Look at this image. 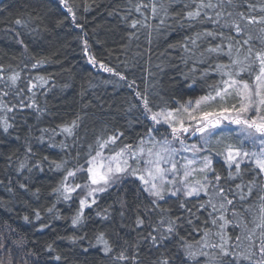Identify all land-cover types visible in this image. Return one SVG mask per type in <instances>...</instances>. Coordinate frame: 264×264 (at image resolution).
<instances>
[{
	"label": "trees",
	"instance_id": "trees-1",
	"mask_svg": "<svg viewBox=\"0 0 264 264\" xmlns=\"http://www.w3.org/2000/svg\"><path fill=\"white\" fill-rule=\"evenodd\" d=\"M239 4L236 11L264 15L259 11L264 0H239ZM248 4L256 8L249 9ZM139 5L146 7L137 11ZM194 7V0H0V102L13 108L11 112L0 109V122L7 118L12 125L5 133L0 123V264H160L163 258L169 264H194L184 259L185 243L200 249L209 229L210 241L219 242L211 222L219 212L202 207L209 199L203 193L198 197L165 195L154 205L139 180L123 179L97 194L96 204L86 207L82 222L73 226L81 189L68 200L55 191L68 171H76V177H68L67 185L86 184L88 174L79 169H87L97 151L115 155L126 144L136 145L156 135L143 97L152 112L175 111L189 101L214 95L215 88L223 86L226 77L215 66L227 64V56L205 51L221 43L220 37L198 38L197 33H234L218 24L200 22L203 16L200 21L185 19L184 14ZM205 11L214 15L212 10ZM260 27L264 25L249 26L254 37ZM251 43L257 50L264 47L259 39ZM14 74L19 76L15 85L10 80ZM218 102L219 98L214 101L216 110ZM73 122L71 135L62 131ZM113 135L119 136L116 142L101 149L99 142ZM251 167L249 162L242 163V179L231 180L225 159L215 158L214 171L207 174L209 179L219 174V186L234 201L226 207L235 208L237 216L231 210L226 213L232 223L224 232L232 238L230 243H236L237 235L241 237L238 252L249 248L245 236L251 230L255 229L257 244L261 232L251 221L259 214L264 176L257 177L251 196L243 201L235 187L243 184L247 192L253 178ZM212 198L218 205L221 198L214 194ZM138 218L142 226L137 225ZM162 218L165 224L153 235L164 233L169 239L154 246L148 234ZM169 218L177 223L172 234L165 232ZM101 233L113 249L110 254L97 242ZM121 251L130 259H115ZM252 251L256 252L253 262L258 261V248ZM199 259L205 264L204 257ZM223 264L235 261L224 257Z\"/></svg>",
	"mask_w": 264,
	"mask_h": 264
},
{
	"label": "snow or ice",
	"instance_id": "snow-or-ice-1",
	"mask_svg": "<svg viewBox=\"0 0 264 264\" xmlns=\"http://www.w3.org/2000/svg\"><path fill=\"white\" fill-rule=\"evenodd\" d=\"M61 2L64 3L65 0H61ZM194 3L195 7L184 14L185 19L189 21H200V18L203 16L204 20L200 22H211L220 25L222 28H229L234 35L229 34L225 36L223 32H214L211 30L197 33L198 38L204 36L211 37L215 40L218 36L220 37L221 43L209 47L205 51L216 56H227L229 61L227 64L218 63L215 66L221 76L226 77V79H222V87L218 86L215 88L214 95L210 94L201 97L196 100L195 108L190 110L188 107H184L183 111L187 113V119L199 121L196 125V131L201 135L205 132L212 135L210 129L218 128L223 121L239 127L241 146L237 147L228 144L224 150V155L230 170L228 179H242L241 164L245 163L246 159L252 165L248 170L253 172V178L248 182L247 192L243 191V184L235 185L236 189L240 190L238 193L239 199L243 201L251 196L253 192L252 186L255 185L257 177L264 176V47L257 50L251 43L253 39H259L264 44V27L259 28V35L256 37L251 34V29H249L250 25H264V15H246L243 11H236L235 9L240 7L239 0H215V2L213 0H194ZM140 7H146V5H139L136 10L139 11ZM185 7L187 8L188 5L186 4ZM228 7L233 10L227 11ZM247 7L249 9H255L256 5L248 4ZM205 10H212L214 15L209 14ZM68 11L71 12V8ZM259 11L264 13V5H261ZM152 12L154 15L157 12L155 5L152 6ZM222 20L223 23L221 24ZM161 23H163V20ZM132 27H136V22L132 23ZM245 36L246 38H243ZM224 40H227L228 43L225 44ZM232 41H235V43H232ZM196 43V39H193L192 44L195 45ZM92 62L94 63L95 61ZM101 66L103 67V65ZM105 71L111 72L112 69L105 68ZM242 74L246 75L242 77ZM18 78V74L10 77L13 85H15ZM121 79H124V77L121 76ZM29 91H31V88ZM4 95L6 96L8 93L5 92ZM233 97L235 98V102L231 106H227L229 99ZM217 98L221 102L219 110L207 111L201 109L203 104L216 101ZM142 99L145 111L150 113L149 118L155 124H160L162 119L171 128L173 140L179 141L183 145L184 141L179 134L188 132V128L185 127L184 123L185 117L181 116L177 118L171 111L152 112L147 97H143ZM189 104H191V101H189ZM29 107H35V105H29ZM0 109H6L9 112L13 110L12 107H9L7 103L3 102H0ZM197 112L199 114H196ZM0 123H2V128L5 133L12 127L7 118L3 119ZM75 126V122H73L72 127L65 126L62 128V131L71 135L72 128ZM119 135H122V133ZM118 138V135L110 136L107 140L100 141L99 147L104 149L109 143L114 144ZM245 142L250 144L252 148L258 147V151L245 150ZM149 143L152 144V147L147 149L144 147L143 140L137 146L126 144L115 155L109 157L107 161L98 159L102 158V152L97 151L96 156L88 161L89 167L87 169H79L80 171L87 172V180L90 183L84 185L73 183L72 186H68L66 183L67 178H75L76 171L67 172L65 182H62L61 187L55 191L59 192L65 200H68L71 199V194L77 189L86 188L87 197H92L90 202L87 198L80 199L79 211L73 217L72 225L76 226L82 222L84 218L83 210L86 207H91L96 204V195L98 193L106 192L108 187L119 180L122 174L129 173L130 175L137 176L142 182L145 186L143 190L154 198L152 200V204L154 205H158V201L165 199V193L171 196H177L182 193L184 197H198L203 193L209 199L202 204V207L209 206L212 208L213 213L219 212L218 216H212L211 221L213 227L217 228L214 235L219 237V242H211L209 239L211 230H206L202 238L204 242L200 249H193V246L188 243L184 244L183 252L185 260L193 261L194 264H200L199 258L204 257L205 264H223V258L230 257L232 261H235V264H241V261L252 262V264H264V185H261V194L259 195V199L262 202L259 205V214L251 221L255 224V228L261 229L259 243L257 244L253 240V236L256 234L255 229H253L250 234L245 236V239L250 242L249 248L244 252H238L236 249L240 247L241 237L237 235L235 237L236 243H230L232 238L224 232L226 226L232 223L227 218L226 213L231 210L232 215L235 217L237 216V211L235 208L226 207V205L233 206L234 201L225 194L224 188L219 186L218 182L222 179L221 176L216 174L209 179L208 175L205 174L203 180L197 179L190 181L189 177L192 176L193 171H196L191 168V165L195 161L190 160L184 166L185 170L183 171L182 177L177 179L180 173L173 157L178 150L167 140L164 142L149 141ZM157 143L159 147H157ZM182 150L199 151L200 149L192 145L191 149L183 148ZM129 160L134 161L135 164L129 163ZM52 163L57 168L61 167V164H56L55 161ZM211 164L212 161L209 158H204L203 166L199 168V172L206 173V170L214 171L211 168ZM138 165H143V167H138ZM164 165L168 166L165 167ZM21 167H24V165L22 164ZM233 168L234 171H232ZM213 181L216 183H213ZM177 184L181 186L176 187ZM167 185H171L172 187H166ZM209 189H212V191L210 192ZM213 194L221 198L218 205L213 202ZM180 207L185 208V203L181 202ZM189 211L191 210L189 209ZM245 211H249V209H245ZM209 215L211 216L212 213ZM37 216L39 217V213H37ZM179 219L180 217L176 218V220ZM176 220L170 218L167 220L166 233L172 234L176 232ZM164 224L165 220L162 218L159 224L148 234L154 246H158L159 241L169 239V236L164 233H160L159 236L153 235V232H160V226ZM137 225L142 226L143 220L138 218ZM240 226V223L235 225L237 228ZM244 226L247 227L246 224ZM97 242L103 244V251L106 255L113 251L102 233L97 236ZM0 247L3 246L0 245ZM253 247L258 248L260 256V259L255 262H253V257L256 255V252L252 251ZM203 249H215L217 252L213 254ZM55 259L60 260L61 257L56 256ZM115 259L125 261L129 260L130 257L125 255L124 251H121ZM131 259L134 260L135 257H131ZM160 264H169L168 258L161 259Z\"/></svg>",
	"mask_w": 264,
	"mask_h": 264
},
{
	"label": "rangeland",
	"instance_id": "rangeland-1",
	"mask_svg": "<svg viewBox=\"0 0 264 264\" xmlns=\"http://www.w3.org/2000/svg\"><path fill=\"white\" fill-rule=\"evenodd\" d=\"M200 98H197V99L191 101V104H189V102H188L187 104H185V106L178 108L175 111H171L174 113V116L177 118H179L181 116L185 117L184 123H185V127L188 128V132L183 133V134H179L181 136V139L184 141L183 145H181L179 141L173 140L171 128L168 126V124L164 123L162 119H161L160 124H155L151 120L153 125H154V128H155L154 132H156V135L150 134L149 136H147L143 140L145 149L152 147V144L149 143V141L164 142L165 140H167V141H170L172 143L173 147H175L178 150L173 157V160L176 163L177 168H178L179 173H180V175L177 176V179H180L182 177L183 171L185 170L184 166L187 164L188 161L191 160V161H195L191 165V168L195 169L196 171H193L192 176L189 177V180L190 181H194L197 179L203 180L205 174L209 173V170H206V173L199 172V168L203 166L204 158H206V157L209 158L213 164L215 158L225 159L224 150L228 144H232V145L237 146V147L241 146V144H240L241 137H240L239 127L236 125L229 124L227 121H223L221 123V125L216 129H210V132H212V135H209L208 132H205L203 135H201L198 131H196V125L199 123V121H193V120L187 119L186 118L187 113H185L183 111V108L188 107L190 110L195 108L196 107L195 102H196V100H198ZM233 99L234 100L232 103L235 102L234 97H233ZM220 103L221 102L219 101L218 104H220ZM231 104H228L227 106H231ZM201 109L207 110V111H213V110H216V106L214 104V101H210L206 104H203L201 106ZM217 110H219V109L217 108ZM165 112H168V111H165ZM196 114H199V113L197 112ZM193 133H195V134H193ZM139 143L136 145H133V146H137V145H139ZM192 145H195L196 148H198L200 150L199 151H192V150L183 151L182 150L183 148L191 149ZM157 147H159L158 143H157ZM212 149H214V150H212ZM244 149L245 150L258 151V147L252 148V146L250 144H248L247 142H245V144H244ZM111 156L112 155L102 154V158H98V159H103L104 161H107V159ZM125 158H127V157H125ZM245 162H248L247 159L245 160ZM129 163L135 164V162L132 160H129ZM212 164H211V167H212ZM164 166L167 167L168 165H164ZM88 167H89V164H88L87 168ZM138 167H143V165H138ZM129 178H134V179L139 180L137 178V176L130 175L129 173H124L121 175L119 180H117L111 186H113L114 184L120 183L121 180H123V179H129ZM87 183H90V182L88 181ZM140 183L144 188L145 186L142 184L141 181H140ZM68 186H72V185H68ZM180 186L181 185H179V184L176 185V187H180ZM110 187H108V188H110ZM166 187H172V186L167 185ZM165 195L171 196L168 193H165ZM81 196H82V199L87 198L89 200V202L92 199V197H87V189L86 188L81 189Z\"/></svg>",
	"mask_w": 264,
	"mask_h": 264
}]
</instances>
